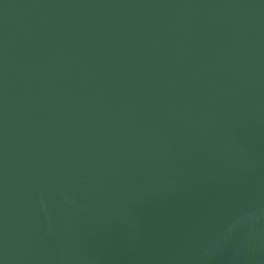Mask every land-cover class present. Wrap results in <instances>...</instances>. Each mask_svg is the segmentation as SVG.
<instances>
[{
  "label": "water",
  "instance_id": "1",
  "mask_svg": "<svg viewBox=\"0 0 264 264\" xmlns=\"http://www.w3.org/2000/svg\"><path fill=\"white\" fill-rule=\"evenodd\" d=\"M0 264H264V0H0Z\"/></svg>",
  "mask_w": 264,
  "mask_h": 264
}]
</instances>
